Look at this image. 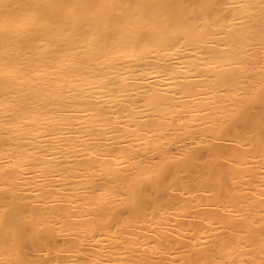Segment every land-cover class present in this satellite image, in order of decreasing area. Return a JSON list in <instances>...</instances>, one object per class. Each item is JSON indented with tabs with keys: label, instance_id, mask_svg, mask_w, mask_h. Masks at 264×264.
Segmentation results:
<instances>
[{
	"label": "bare ground",
	"instance_id": "1",
	"mask_svg": "<svg viewBox=\"0 0 264 264\" xmlns=\"http://www.w3.org/2000/svg\"><path fill=\"white\" fill-rule=\"evenodd\" d=\"M0 264H264V0H0Z\"/></svg>",
	"mask_w": 264,
	"mask_h": 264
}]
</instances>
